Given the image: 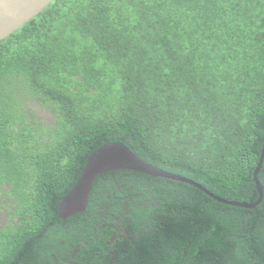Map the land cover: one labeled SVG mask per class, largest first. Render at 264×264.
I'll list each match as a JSON object with an SVG mask.
<instances>
[{
  "label": "trees",
  "instance_id": "1",
  "mask_svg": "<svg viewBox=\"0 0 264 264\" xmlns=\"http://www.w3.org/2000/svg\"><path fill=\"white\" fill-rule=\"evenodd\" d=\"M107 142L257 201L264 0H53L0 41V264H264V200L134 170L62 218Z\"/></svg>",
  "mask_w": 264,
  "mask_h": 264
},
{
  "label": "water",
  "instance_id": "2",
  "mask_svg": "<svg viewBox=\"0 0 264 264\" xmlns=\"http://www.w3.org/2000/svg\"><path fill=\"white\" fill-rule=\"evenodd\" d=\"M53 0H0V41L38 15ZM264 163V146L260 161L254 172V179L259 192L255 202L232 201L220 197L199 182L185 176L166 171L143 159L123 142H107L95 150L88 158L80 179L73 190L59 200L60 216L68 218L85 212L89 206L94 182L100 175L115 170L129 169L154 177H163L195 186L213 199L243 208L253 209L264 200V185L259 178Z\"/></svg>",
  "mask_w": 264,
  "mask_h": 264
},
{
  "label": "rangeland",
  "instance_id": "3",
  "mask_svg": "<svg viewBox=\"0 0 264 264\" xmlns=\"http://www.w3.org/2000/svg\"><path fill=\"white\" fill-rule=\"evenodd\" d=\"M29 111H32L31 115L36 116L38 119H42L45 121H48L52 118L50 109L48 107H45L44 105H41L39 102H33L30 101L29 103ZM7 212L3 211L0 213V224L2 222H5L7 216Z\"/></svg>",
  "mask_w": 264,
  "mask_h": 264
},
{
  "label": "flooded vegetation",
  "instance_id": "4",
  "mask_svg": "<svg viewBox=\"0 0 264 264\" xmlns=\"http://www.w3.org/2000/svg\"><path fill=\"white\" fill-rule=\"evenodd\" d=\"M3 211H1L0 213H2ZM5 212H7V211H5ZM6 216H8V213L6 214Z\"/></svg>",
  "mask_w": 264,
  "mask_h": 264
}]
</instances>
